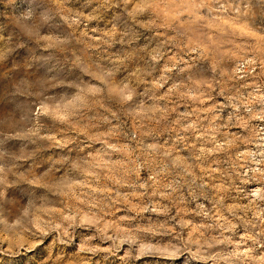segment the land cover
<instances>
[{
	"label": "rangeland",
	"instance_id": "374dc122",
	"mask_svg": "<svg viewBox=\"0 0 264 264\" xmlns=\"http://www.w3.org/2000/svg\"><path fill=\"white\" fill-rule=\"evenodd\" d=\"M237 3L238 0H220V3H212L210 7L219 9L220 4H223L225 9L229 5L235 8ZM259 3L260 0H254L248 16L237 19V14L231 9L209 12L208 7H199L201 0H131L127 4L124 0H0V64L13 56L15 65L14 70L11 65L0 66V81L7 82L15 71L22 80L12 79L11 83L17 84L18 94L23 95L13 98L15 107L9 110L8 89L11 85L5 84L3 98H0V103L4 104L0 109V131L15 127L22 133L32 131L43 136L54 135L52 128L55 127L63 134L69 127L67 122L72 113L88 103L89 98H97V88L105 86L101 83L104 79L101 72L95 76L85 73L86 80L70 82L68 76L71 70L80 63L77 59L73 64L72 59L79 57L85 62L89 59L104 62L109 55L119 54L116 49L131 50L138 47L139 55L149 60L158 54L164 56L148 80L166 75L167 83L158 90L154 89L152 83L142 84L140 91L147 87L153 89L157 96L164 97L170 88L179 85L178 92L197 96L205 92V96L196 101L178 95L160 99V108L167 105L172 110L159 124L125 115L126 131L107 138L114 148L108 149L100 143L92 145L89 141L97 150L93 152L92 147L88 149L92 156H97L93 161L97 167L58 176L51 184L42 182L36 185L48 193V197L41 200L47 215L35 218L28 225L29 231L22 234H19V228L11 227L10 221L0 224V264H205L193 255L197 245L185 246L181 241L195 240L201 232L205 239L219 236L222 231L219 225L223 223L218 218L220 215L236 222L227 211V207L235 202L233 198L236 193L221 190L220 185L227 184L226 177L222 178L221 174L230 168L240 151L258 149L254 144L237 142L235 147L227 151L208 154L203 161H194L193 158L200 155V148L214 146L209 142L212 133L201 138V132L211 128V117L219 114L221 120L216 123L222 124L235 111L232 107L219 108L229 104L226 97L236 95L237 89L245 98H248L249 93L264 95V71L259 65V61L264 59V41L260 40L262 34H253V31H249L251 25L247 24L248 17H255ZM241 8L243 10V5ZM133 12H136L135 16L129 15ZM29 14L31 19H24ZM121 14L138 29L131 44L120 43L119 34L106 35L113 30L123 33L122 29H114L110 23ZM131 35L125 34V40ZM250 47L252 50H249ZM193 48L197 51H189ZM205 50L207 58L199 55L200 51ZM253 58L257 59L256 65L246 64ZM173 63L176 68L165 73L164 67H171ZM181 68L188 70L180 72ZM201 68L206 69L207 73L199 74L198 69ZM222 72L227 75H221ZM237 73L243 78H235ZM201 81H211L212 89H208L207 84H201ZM28 82L33 85V91L38 90L40 93L30 96L20 92L19 88ZM244 85L259 86V91L254 87L245 88ZM107 86L123 94L119 79ZM57 89L65 91L63 94L51 95ZM69 89L72 90L71 94ZM143 99L146 101L145 108L156 103L151 98ZM101 103L103 107L93 104L84 111L89 116L97 113L108 115L105 112L108 102ZM251 107L253 111H258L264 105L254 103ZM240 114L247 118L243 107L240 108ZM191 123H196V131L185 132L183 129ZM104 127L106 129L107 126ZM225 133L229 137L241 135L245 138L258 133L257 142L263 143L259 137L264 136V121H251L248 129L221 128L215 133L217 143L225 142ZM181 137L185 139L181 141ZM59 138L57 136V140ZM41 143L49 145L47 151L58 150L51 141ZM150 145L158 147L153 149ZM160 145L163 149L175 148L176 151L172 156L164 157ZM103 151L109 154L104 155ZM177 153L188 164L195 162L199 167L193 168L192 176L184 175V186L173 193L170 199H165L164 196L171 189L163 186L170 183L175 186L174 182L181 180L183 169L173 168L171 163ZM13 155L5 152L0 157V165L5 169L11 167ZM137 166L138 174L130 171ZM193 178L194 189L202 183L208 185L205 189L208 198L198 195L197 199H192L188 184ZM141 183L148 187H138ZM154 192L161 194L153 195ZM181 196L183 203L180 202ZM221 197L223 200L217 204L216 201ZM240 203L246 204L248 201L241 200ZM157 204L168 207L167 215L151 210ZM197 205H201L207 215L197 214L200 213ZM261 207H264V203ZM142 208L149 210L140 211ZM9 215L12 221H19L21 225L28 219L21 216L19 204L10 209ZM237 215L243 213L238 212ZM56 217L70 218L78 221L80 226L69 229L64 235L42 227L41 220ZM248 218H253L251 212ZM181 219L189 221L187 226H180ZM166 220L170 232L164 229L159 232L137 231L149 229L150 225ZM256 223L264 227V223ZM224 235L231 237L233 243L220 244L211 249L221 252L222 257H226L235 250V245L241 243L245 230L239 227L235 233L226 231ZM108 237H120L117 241L119 247ZM249 246L251 241L242 244L240 250ZM253 255H264V248H259ZM207 264H240V261L221 258L215 262L208 261Z\"/></svg>",
	"mask_w": 264,
	"mask_h": 264
},
{
	"label": "clouds",
	"instance_id": "9594fccd",
	"mask_svg": "<svg viewBox=\"0 0 264 264\" xmlns=\"http://www.w3.org/2000/svg\"><path fill=\"white\" fill-rule=\"evenodd\" d=\"M129 2H131V0H124L125 4ZM212 3H220V0H201L199 7H208L209 12L231 9L237 14L236 18L239 19L242 16H248V13L251 11L250 6L254 4V0H238L235 8L229 5L228 9H225L223 4H220L219 9H213L210 7ZM241 5H243V10ZM137 11H139V9H137ZM135 14L136 12H133L129 15L135 16ZM24 19H31L30 14L25 16ZM110 23L113 24L114 29L116 27L122 29L123 33H117L113 30L110 33H106V35L115 36L119 34L121 37L120 43L131 44L132 39L138 34V29L135 28L134 24L129 23L123 14L118 18H113ZM17 24H19V22H17ZM247 24L251 25L249 31H253V34H262L260 35V40L264 41V0H260L259 6L256 7L255 17H248ZM20 27L22 28L23 26ZM127 33H131L132 35L129 39L125 40L124 35ZM249 50H252V48L250 47ZM115 51L119 54L109 55L104 62L91 59L85 62L79 57L72 59L73 64L76 63L77 59L80 60V63L78 67L71 70V75L68 76L70 82L77 83L81 80H86L87 76L85 73L95 76L97 72H101L104 77L101 83L105 86L103 88H97V98H89L88 103L81 105L72 113V117L67 122L69 127L64 130L63 134L55 127L52 128V131L55 133L54 135L43 136L38 132L32 131L22 133L16 130L15 127L0 131V137H2V139H0V157H2L5 152L15 154L10 161L11 167L5 169L3 165H0V224H3L5 221H10L13 229H20L19 234L29 231L28 225H31L35 218L47 215L45 207L41 204V200L46 199L48 193L40 190L36 185H41L42 182L51 184L56 181L58 176L63 177L75 172L84 171L86 168L94 169L97 167V165L93 163V161L97 159V156H92V152L88 151V149L97 143L105 145L108 149L114 148V145L108 143L107 138L126 131L124 128L125 120L123 119L125 115L134 116V118L140 121L145 119L152 120L159 124L161 120L167 118V114L172 110L169 109L167 105L160 108L158 106L160 99H167L169 96L178 95L181 98L187 97L196 101L205 96V92H200L199 96L178 92L179 85H174L170 88L164 97L157 96L153 89L147 87L144 88L143 91H140V85L142 84L152 83L154 89L158 90L163 87L164 83H167L168 77L166 75H161L159 79L153 77L152 81L148 80V77L152 76L156 71L157 63L159 60L163 59L164 56L158 54L157 56L151 57V60L145 59L139 55L138 47L132 48L131 50L116 49ZM189 51H197V49L193 48ZM199 55L207 58L206 50L200 51ZM141 61L143 62L141 63ZM178 63L188 62L179 61ZM246 64L249 66L256 65L257 59L253 58L248 60ZM9 65H11L13 70L15 69L13 56L8 57L6 62L0 64V66ZM259 65L262 71H264V59L259 61ZM175 68L176 64L173 63L171 67L165 66L163 70L165 73H169ZM187 70V68L179 69L180 72ZM213 70H215V65ZM252 71H255V68H252ZM198 73L206 74L207 70L201 68L198 69ZM221 75H227V73L222 72ZM235 78L242 79L243 77H239L237 73ZM12 79L22 80V77L16 76L15 71H13V75L7 82L0 81V98H3L5 84L11 85L8 89L9 110L15 107V103L13 102L14 97H23L22 94H18L17 84L11 83ZM116 79H119L123 85L122 95L114 92L111 87L107 86ZM200 83L207 84V88L212 89L211 81H201ZM243 87H254L257 92L259 91V86L256 85H244ZM19 91L30 96L40 93L38 90L33 91V85L29 82L20 87ZM64 91V89H57V92H53L51 95H56L57 93L63 94ZM68 92L71 94L72 90L69 89ZM149 93H151L150 97ZM133 97H135L134 101ZM146 97L156 102L150 108L144 107L146 101L143 98ZM208 98H210V92H208ZM226 99L229 100V104L221 105L219 108L223 110L225 107H232L235 111L230 113L227 116V121L222 124L216 123V121L221 120L219 114L211 117V128L201 132V138L207 137L209 133H212L209 142L213 143L214 146L212 148H200V155L195 156L193 159L194 161H203L204 157L208 154L227 151V149L235 147L237 142L254 144L255 148L258 149L256 151H240L236 155L235 161L230 165V168L221 174V177H226L227 180L226 186L223 184L220 185L221 190L226 193L229 191L236 193V196L233 198L235 202L227 207V211L236 222L220 215L218 218L223 221V223L219 225L222 229L219 236H211L205 239L204 233L201 232L199 238L181 241V243L185 246L188 244L197 245L193 255L197 259L203 260L205 264H207L208 261L215 262L221 258L240 261V264L251 261H255L256 264H264V255H253L259 248H264V227L256 223V221L264 223V207H261V204L264 203V150H259L264 149V143L257 142L258 133L256 136H250L249 138H245L241 135L229 137L227 133H225V142L222 144L217 143L215 137V133H218L221 128L242 127L248 129L251 121H264V107L259 108L258 111H253L251 107L254 103L264 105V95H253L249 93L248 98H245L240 89H237L236 95L228 96ZM102 101L108 102V107H105V112H107L108 115L97 113L89 116L88 113L84 111L85 108H91L93 104H100L103 107ZM129 101L133 102L130 103ZM234 101H238L239 103H233ZM3 107L4 104L0 103V109ZM241 107H243L244 112L248 114L247 118L240 114ZM204 111L211 110L205 109ZM114 121L115 124L113 123ZM104 126H107L106 129ZM196 127V123H191L183 130L185 132H195ZM57 136L60 137L59 140H57ZM82 136L83 138H81ZM133 139H135L134 136ZM183 139L185 138H180L181 141ZM259 140L264 141V136L259 137ZM41 141H51L58 150L47 151L46 149H48L49 145L47 143H41ZM89 141L92 142V145L89 144ZM150 147L157 149L158 146L150 145ZM125 148H127V145H125ZM159 149H162V155L164 157H170L172 153L176 151L175 148L163 149L162 145L159 146ZM92 151L96 152L97 150L92 147ZM103 154L108 155L109 153L103 151ZM90 156H92L91 160H89ZM171 163L173 168L180 167L183 171L180 173L181 180L174 182L175 186H173L172 183L163 186L171 189V192L164 196L165 199H170L173 193L184 186V175L192 176L193 168L199 167V164L195 162L193 164H188L178 153ZM130 171L138 174L139 167H134L130 169ZM89 174L93 173L90 172ZM192 185H195V178L188 184L189 195L193 200L197 199L198 195L208 198L205 192L208 185L202 183L195 189ZM250 185H255V187H249ZM138 187L146 188L148 185L141 183ZM157 194L161 193H153V195ZM222 200L223 197L218 199L216 203L220 204ZM241 200H247L248 203L242 204L240 203ZM180 202L183 203V196L180 197ZM15 204L21 206V216L28 217L23 225H21L19 221H12L9 215L10 209ZM135 207L138 206H134V208ZM197 207L200 208V213L197 214L207 215L201 205H197ZM148 210V208L140 209V211ZM151 210L167 215L169 209L166 206L157 204L153 206ZM238 212L243 213V215H237ZM249 212L252 213V219L248 218ZM170 219L174 220L175 217H170ZM40 223L42 227L48 231H58L61 235L68 233L69 229L80 226L78 221L71 220L70 218L66 220L63 217L41 220ZM188 223L189 221L183 219L179 221L182 228L187 226ZM167 224V220L163 223L157 222L156 224L150 225L149 229H137V231L155 230L159 232L161 229H164L166 232H170L171 229L167 228ZM239 227L244 228L245 235L241 238V243L235 245L234 251L229 253L226 257H222L221 252L211 251V249L216 248L220 244L227 245L233 243L232 238L225 236L224 232L231 231L235 233ZM108 239H113L114 244L119 247L117 241L120 237H108ZM248 241H251V246L241 251V245L246 244Z\"/></svg>",
	"mask_w": 264,
	"mask_h": 264
},
{
	"label": "bare ground",
	"instance_id": "6f19581e",
	"mask_svg": "<svg viewBox=\"0 0 264 264\" xmlns=\"http://www.w3.org/2000/svg\"><path fill=\"white\" fill-rule=\"evenodd\" d=\"M264 135V134H263ZM264 143V141H262Z\"/></svg>",
	"mask_w": 264,
	"mask_h": 264
},
{
	"label": "snow or ice",
	"instance_id": "6c2138e0",
	"mask_svg": "<svg viewBox=\"0 0 264 264\" xmlns=\"http://www.w3.org/2000/svg\"><path fill=\"white\" fill-rule=\"evenodd\" d=\"M177 264H179V262H177Z\"/></svg>",
	"mask_w": 264,
	"mask_h": 264
}]
</instances>
